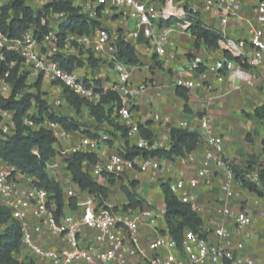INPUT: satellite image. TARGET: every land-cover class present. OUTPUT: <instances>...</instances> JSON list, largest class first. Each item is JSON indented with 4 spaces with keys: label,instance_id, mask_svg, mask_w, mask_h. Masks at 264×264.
Masks as SVG:
<instances>
[{
    "label": "built area",
    "instance_id": "built-area-1",
    "mask_svg": "<svg viewBox=\"0 0 264 264\" xmlns=\"http://www.w3.org/2000/svg\"><path fill=\"white\" fill-rule=\"evenodd\" d=\"M45 1L47 5L53 0ZM242 1L85 0L82 2L86 6L87 13L84 11L82 14L87 18L88 16L95 18L98 13L100 16L108 13L111 16H117L119 25L122 27L121 38L132 44L134 48L143 38L145 44H142L141 48H144V53L150 57L151 63L160 67L173 65L178 58L177 42L173 38L172 30L187 34L195 19H198L206 27L214 29L219 36L216 49L220 57L210 66L215 80L219 83L224 80L231 83L236 80L250 82L253 79L252 76L235 59H243L248 68H257L264 62V0H253L252 10L255 18L254 24L248 20L245 21L249 27V38L246 42L230 38L223 31L229 22L242 20L240 16ZM5 2L0 0V8ZM50 15L63 18V14L50 13ZM42 25L49 28L47 16L42 20ZM57 34L58 29H50L38 42L33 38L32 29H29L23 34L21 40H9L0 30V66L5 64L8 68L15 67L16 61L6 62L7 55L15 54L29 68L27 80L40 79L60 87L65 86L74 95L93 105L99 103L101 94L115 93L119 104L114 108L112 119L126 129L124 139L117 132L95 133L96 139L82 137L78 143H71L57 152L60 161L68 160L74 153L96 154L100 151L101 145L115 141L117 142L116 150L106 161H100L98 158V162L93 165L83 162L82 167L85 164L92 165L91 174L84 171L91 177L113 181L123 180L126 170L133 172L134 179H137V174H150L152 181L157 179L166 159L142 158L140 155L130 159L124 157V140L131 149L147 153L157 150L167 151L171 147L170 135L150 139L141 137L138 130L139 124L132 118L137 97L151 86V82L143 80L137 85L131 82L133 71L137 66H128L118 58L115 47L116 34L111 36L108 28L100 26L87 35L68 33L63 47L58 46ZM79 50L88 52L92 56L103 54L105 61L113 64L114 80L105 87L96 88L95 79L87 76V73L81 77L77 70L65 72L58 60L54 59L65 60L71 55L78 57ZM188 67L196 78L189 79L184 70H178L173 80L175 88L191 90L205 84L208 72L202 59L192 57ZM200 67H202L201 70ZM18 72H21L19 67ZM8 75L9 72L6 71L3 78H0V98L6 99L11 95L12 86L6 80ZM97 89H100V92H97ZM19 96L16 94L15 98ZM60 96L54 98L51 105L47 107V112L57 117L59 115L56 110L65 105L64 99ZM1 112L0 139L5 140L13 135L15 126L12 113ZM29 112L28 116H30ZM194 120L199 123V130L192 129L190 123L185 121H180L175 127L194 131L199 135V144L203 145V151L198 161L193 152L178 158L183 165L198 162L200 166L198 176L169 179V188L181 203L190 205L198 215L201 213V207L194 202V190L198 187L199 178L208 179L211 169L219 170L220 190L228 193L234 175L224 152V139L222 135L216 133L215 123L205 114L194 117ZM23 123L32 129L43 127L49 130L56 138V142L58 139H71L69 132L46 118L40 124H34L28 118H24ZM114 134L117 138H114ZM46 168L52 169V163L48 161ZM20 175L23 174L4 162L0 155V205L7 208L13 219L20 225L22 245L28 247L38 257L49 264H126L131 258L143 256L138 243L139 220L141 216L152 218L151 210L140 212L113 208L104 203L99 205L90 196L78 204L81 208L78 219L66 215L57 219L47 208V205L51 204L47 192L35 186L33 179L23 182V179L18 178ZM256 180L255 177L250 179V182L253 183ZM69 195L72 197L71 194ZM220 213L225 219L223 225L207 231L208 234L204 237L186 230L180 249L167 234L159 235L151 245L152 255L145 258L144 263L255 264L253 256L246 254V247L254 236L264 233V224L260 230L251 229L256 226L258 220L264 221V214L261 213L256 219L244 209L234 211L222 208ZM29 215L38 218L40 225L46 226L54 236L70 248L53 251L39 247L33 241L29 231ZM83 229L94 232L90 242L84 246L80 245L79 239Z\"/></svg>",
    "mask_w": 264,
    "mask_h": 264
},
{
    "label": "crops",
    "instance_id": "crops-1",
    "mask_svg": "<svg viewBox=\"0 0 264 264\" xmlns=\"http://www.w3.org/2000/svg\"><path fill=\"white\" fill-rule=\"evenodd\" d=\"M78 2L80 1L74 0L73 6ZM45 3V0H27V4L34 11H41L46 5ZM253 4V0L242 1L240 9L242 20L231 21L223 28V31L227 36L238 41L246 42L248 40L249 27L245 21L248 20L254 24L255 15L252 10ZM55 17L57 16H47V25L51 30L57 29V27H55L56 22L53 21ZM116 23L119 25L118 20ZM214 28L219 29V27ZM119 30L121 31L122 27H119ZM172 35L177 42L178 58L173 65L165 66L161 69L154 67L150 70V66L152 65L150 57L144 53V48H141L142 44H145V41L143 38L138 41V46L135 50L141 65L137 66L133 71L131 82L134 85H137L143 80H149L151 86L137 97L135 110L132 114L133 120L138 124L145 126L146 129L152 133L153 137L162 138L163 136H168L170 128L175 127L180 121L188 122L192 129L199 130V123L194 120V117L205 114L215 123L216 133L222 135L224 139L225 155L229 157L235 156V154H238L236 152V145L242 146L243 143V137L241 136L251 129L257 132L254 126H261L259 123H255L257 122L255 120V122H249L246 120L241 112L245 111L247 113H252L256 107L262 104L264 97V62L257 68L247 69V72L253 78L248 84H244L239 80L232 83L228 80H224L219 83L215 80L214 74L210 69L211 63L220 57L218 50L207 48L203 44H200L199 47L195 49L193 46L194 38L189 33L180 34L173 29ZM78 57L85 62L87 55ZM192 57H200L202 59L207 67L206 71L208 72V78L202 87L188 90L187 102L191 113H185L183 111V101L175 94L176 88L173 85V80L178 70H184L189 79L196 78V75L188 67L189 61ZM93 58L98 61V68L96 70L90 69L85 64L79 70L76 69V72L81 77L85 76L87 73V76L101 81V86L105 87L115 78L112 69L113 64L108 61L106 62L103 54H95ZM43 82L47 81L41 80V88H43ZM59 90H62V87L58 85L53 87V93L58 94ZM59 96L60 95L53 97L52 100ZM60 97H62V93ZM62 108L64 109L61 111H66V114H58L59 117L65 116L72 118L73 121L79 125L80 123L86 122L87 124L94 126L95 128L92 130L82 127V125L80 127L81 130L88 131L93 137L95 136L94 133H100L110 129L106 124L95 123L93 118L89 116L86 107H83L78 115H75L73 108L67 105L66 102ZM35 113L36 108L33 106L29 114L32 116ZM1 115L2 112L0 111V116ZM146 123L149 124L146 125ZM70 135V140H57L53 146L56 152L59 145L67 147L71 143H78L80 138L86 137L78 132H72ZM262 137H264V125L263 131L259 137L257 136L256 143L253 144V148L256 150L255 153L262 148ZM114 138H117L115 134ZM116 146L117 142L115 141L109 142L104 146L101 145L100 151L96 153L99 160L106 161V159L116 150ZM202 151V144H199L195 151H193L196 155L197 161L200 158ZM49 163H52V169H50L49 175L54 177L55 181L59 183L63 192L65 204L67 205L69 198L75 199L77 204L76 210H70L66 206L63 215L72 216L73 218L78 219L81 215V208L78 204L88 199L91 195H89L87 191L79 190L77 185L73 183L69 172L66 170V164L64 162L62 164V161H60V158H58L57 155L55 158L51 159ZM62 168L65 172H63L64 174L61 172ZM91 168L92 165H83V169L89 174H91ZM199 170L200 166L198 162L183 165L177 158L170 161H164L163 169L159 173L158 178L154 181L150 179V174H137V179H134L133 172L128 170L124 172L125 177L123 180H115L113 183H108L105 178L97 179L92 177L93 180L107 189V198L104 201L106 206L122 208V206L126 204V199L120 192V186H127L128 183L134 181L136 185L133 191L142 200V209L139 211L151 210L152 212V218L139 216L140 235L138 237V243L143 251V256L131 258L126 264H145V258L150 257L153 253L151 248L152 243L159 235H162L161 232L164 230V203L159 188L160 183L169 179L176 180L181 176L196 178ZM219 174V170L211 169L209 178H199L198 187L194 190V202L201 207V213L198 214V216L203 222V228L205 231H210L225 223V219L220 213L222 208H228L234 211L241 210L238 201V195H241V193H238L239 189L235 187L233 190H229L228 193L222 192L220 190ZM18 178L23 179V182L25 183L28 180L32 181L31 177L25 175H20ZM69 194H71L72 197H70ZM159 194L161 195V202L158 201ZM244 210L247 211L246 209ZM28 220L32 239L39 247L44 250L53 251L70 248L58 237L54 236L46 226L40 225L38 218L34 215H29ZM251 229L256 230L257 227L253 226ZM260 234L262 233H258L254 236L246 247V254L253 256L254 260L259 251H264V247L257 249V244L260 245V242H258ZM93 235V231L83 229L79 238L80 245L84 246L88 244ZM14 258L19 262L30 261L32 264H49L47 261L35 255L25 245H21L19 252L14 255Z\"/></svg>",
    "mask_w": 264,
    "mask_h": 264
},
{
    "label": "trees",
    "instance_id": "trees-1",
    "mask_svg": "<svg viewBox=\"0 0 264 264\" xmlns=\"http://www.w3.org/2000/svg\"><path fill=\"white\" fill-rule=\"evenodd\" d=\"M6 2L0 8V30L9 40H21L23 34L27 30L32 29L33 38L40 42L49 32V28L42 25V20L50 13L63 14V18L57 25L58 29V46H64V39L68 33L76 35H87L95 28H99L100 24L96 20L88 19L79 9L73 6L74 0H53L43 7L41 11H34L28 4L27 0H5ZM97 18H100L98 13ZM190 35L194 38L193 46L195 49L200 44L207 48L216 49L219 39L216 31L210 27H206L195 19L192 27L189 28ZM115 47L117 56L125 64L131 66H140L141 62L137 56L136 50L132 44L125 42L121 38V31L116 32ZM191 57V56H189ZM58 60L60 66L65 72H71L83 67L85 64L92 70L98 68V61L92 55H88L85 62L79 57L68 56V58H54ZM18 58L15 54L6 56V62H17ZM235 61L243 68L248 69L243 59H235ZM156 64L150 66V70L156 67ZM200 70L202 67L199 68ZM8 71L7 81L12 86L9 98H0V110L12 113V119L15 131L12 136L5 140L0 139V155L4 162L15 167L21 174L31 177L33 184L44 189L48 194V200L51 204L47 205L49 211L55 218H59L64 214L65 207L70 210H76L77 204L75 199L69 198L67 205L63 199V192L54 177L47 172L46 163L55 158L57 152L53 148L56 138L49 130L39 127L32 129L24 125V118H28L34 124H40L44 118L58 124L65 131L72 133L78 132L89 138L93 137L88 131L80 129L81 125L75 123L72 118L65 116L57 117L47 112V106L40 99L41 80L35 82L34 88L36 93H24L27 87V74L18 72V64L15 67L8 68L5 64L0 66V78ZM96 88L101 86V81L94 80ZM100 92V89H97ZM188 90L176 88L175 94L183 101V111L191 113L187 102ZM16 94L20 95L15 98ZM62 97L67 105L73 108L75 115L80 113L83 107H86L88 114L95 123L106 124L110 127L105 133H119L124 139L126 129L121 127L112 119L114 108L118 106V97L113 92L101 94L99 103L93 105L88 101L74 95L67 87L62 86ZM35 106L36 113L28 116V112ZM106 106V107H105ZM241 114L246 120H255L264 122V97L262 104L256 107L252 113L242 111ZM199 116V115H198ZM149 123H146L148 125ZM139 134L143 138L150 139L152 133L143 125H138ZM171 139V147L169 150H157L150 153L141 152L128 147L124 140L125 158L130 159L140 155L142 158H162L173 160L183 157L193 152L199 145V135L194 131H188L176 127H171L169 131ZM114 136V135H113ZM248 139V136H247ZM262 152L264 153V137L261 142ZM83 162L95 164L98 162L96 154L74 153L68 160L64 161L66 170L69 172L73 183L77 185L79 190L87 191L99 205H103L107 198V189L97 183L93 178L84 171ZM234 179L241 188L248 193L260 196V192L256 184L245 180L238 172H234ZM259 180L264 181V173L259 174ZM113 183V180H109ZM136 183L131 181L127 186H120V192L126 199V204L122 206L125 210H141L142 200L134 193ZM160 192L163 197L164 213L163 223L164 230L161 234H167L171 237L178 249L181 247L183 234L186 230L204 237L208 234L203 228V222L200 217L191 209L190 205L181 203L177 197L170 191L169 180L160 183ZM241 210H243L241 208ZM22 231L18 222L11 216L10 211L0 205V264H32L30 261L19 262L14 255L19 252L22 245Z\"/></svg>",
    "mask_w": 264,
    "mask_h": 264
},
{
    "label": "rangeland",
    "instance_id": "rangeland-1",
    "mask_svg": "<svg viewBox=\"0 0 264 264\" xmlns=\"http://www.w3.org/2000/svg\"><path fill=\"white\" fill-rule=\"evenodd\" d=\"M78 1H80V2L75 4V6L79 9L80 13H83L84 11H86V13H87L86 6L83 3V2H85V0H78ZM88 17H89L88 19H90V20L98 21L100 24L99 26H103V27L108 28L111 36L115 35L116 32L120 31L119 30L120 25H118L116 23L117 18H118L117 16H111V14L108 13V14H104V16H100V18H97V17L94 18V17H90V16H88ZM59 20H61L60 17H55L53 19V21L56 22L55 27H57V25L59 24ZM130 26L132 27V23H130ZM83 55H89V53L82 51V50H79V56L81 57ZM17 64H18L19 70L28 75L29 68L27 66H25L24 61H22L21 59H18ZM156 67H158L159 69L162 68L160 66H156ZM35 82H36V80H32V81L27 80V87L24 90V93L35 94L36 93L35 88H34ZM243 83L248 84L249 82H243ZM42 84H43V88H41V91H40V99H41V101L44 102V104L47 107H49L50 103L52 102V98L56 97L57 95H61L62 90H59L58 94L53 93V87L55 86V84L48 83V82H43ZM63 109L64 108H60V109L56 110V112L59 115L62 113L66 114V111H61ZM248 121L249 122H255L254 120H248ZM255 123H257V124L259 123L261 125V126H254V128L257 130L258 133L256 131H254L253 129L244 133L243 136H241V137H243L242 138V142H243L242 146L236 145V152L238 154H235V156H233V157H229L227 155L226 156L229 159V162L231 164L230 168H231L233 173L234 172L240 173L242 175V177L247 181H250V179H253L255 177L257 178V180L254 181L253 183H255L257 185L258 190L261 194L260 196H258L256 194L248 193L246 190H244L243 188L240 187V185L237 183V181L235 179L233 180L231 187H230V190H233V188L237 187L239 189L238 193H241V195H238V201H239L240 209L241 208L246 209L249 214H251L254 218L257 219L261 213L264 214V181L259 180V174L264 173V153L262 152V148H260L255 153L256 150L253 148V144L256 143L257 136L259 137L261 132L263 131L264 122H255ZM80 125H82V127H85L87 129H91V130L95 128L94 126L87 124L86 122L80 123ZM247 136H248V139H247ZM262 139H263V137H262ZM61 148H64V146L59 145L57 152H59L61 150ZM62 164H63V162H62ZM62 170H63V168H62ZM62 170H61V172H62V174H64L65 172H64V170L63 171ZM49 172H50V169H48V173ZM107 182L112 183L109 180H107ZM161 195L159 194V197H158L159 202H161ZM263 224H264V221L258 220L256 223L257 229L260 230L261 227L263 226ZM258 242H260V245L257 244V247H258L257 249L263 248L264 247V234L259 235ZM255 264H264V251H262V252L259 251V253L255 259Z\"/></svg>",
    "mask_w": 264,
    "mask_h": 264
}]
</instances>
